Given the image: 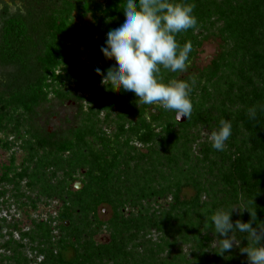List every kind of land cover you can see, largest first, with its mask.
Returning a JSON list of instances; mask_svg holds the SVG:
<instances>
[{
    "label": "trees",
    "instance_id": "16d2710c",
    "mask_svg": "<svg viewBox=\"0 0 264 264\" xmlns=\"http://www.w3.org/2000/svg\"><path fill=\"white\" fill-rule=\"evenodd\" d=\"M37 2L27 16L0 14V151L13 153L2 167L0 198L24 196L20 187L26 181L51 191L52 172L58 186L48 196L59 206L53 230L34 222L32 235L7 225L9 240L0 244L7 261L19 260L24 248H15L19 232L23 240H40V249H31L52 264H137L140 252L128 244L157 229L169 248L158 264L172 256L175 238L193 246L176 264H248L246 255L237 254L242 247L258 246L247 233L234 229L229 235L240 244L222 255L224 237L215 233L218 246L212 248L209 232L214 233L211 216L217 210L238 206L233 224L251 222L264 235V0H173L194 4L198 21L196 28L175 36L180 46L192 45L186 70L161 66L159 74L165 84L176 79L192 85L193 109L185 122L160 105L141 103L132 92L102 86L95 69L106 72L114 60L100 49L124 18V0ZM84 2L97 22L79 34L69 19L84 10ZM212 39L221 42L219 53L198 70V50ZM126 100L133 104L129 109ZM67 104L76 107L73 120L65 121L68 130L50 135L42 122ZM253 107L255 119L248 115ZM111 114L117 124L109 132L100 125ZM222 119L232 125L224 150H214L210 142L193 153L198 123L213 132ZM16 149L24 153L18 165ZM55 168L63 172L61 178ZM76 183L82 184L80 190ZM101 207L110 210L106 221ZM104 232L107 242H97Z\"/></svg>",
    "mask_w": 264,
    "mask_h": 264
},
{
    "label": "clouds",
    "instance_id": "9594fccd",
    "mask_svg": "<svg viewBox=\"0 0 264 264\" xmlns=\"http://www.w3.org/2000/svg\"><path fill=\"white\" fill-rule=\"evenodd\" d=\"M194 4L173 2V0H124V18L119 27L111 29L106 36L101 53L108 60H114L105 71L95 69L101 77L102 86L110 89L132 92L145 105H160L166 111L175 113L182 120L191 115L193 104L190 98L192 85L185 80L161 82L160 69L184 72L187 68L190 42L180 46L175 36L178 33L196 28L197 18L193 15ZM195 84V81H192ZM251 119L256 118L255 107L248 110ZM232 134L228 120H220L218 129L211 132L209 139L214 150L223 151L226 141ZM217 210L211 221L214 233L224 237L220 240L221 253L230 251L235 241L230 233L238 230L247 233V239L258 246L243 247L248 264H264V235L252 226L251 222H232V213Z\"/></svg>",
    "mask_w": 264,
    "mask_h": 264
},
{
    "label": "rangeland",
    "instance_id": "374dc122",
    "mask_svg": "<svg viewBox=\"0 0 264 264\" xmlns=\"http://www.w3.org/2000/svg\"><path fill=\"white\" fill-rule=\"evenodd\" d=\"M220 44L221 42L219 40H213V39L203 43L202 47L198 50V55L196 57V60L194 61V66L198 70L207 67L210 64V62L213 60V58L219 53ZM125 102H126V107H125L126 109H129L130 106L132 107L133 104L130 100L129 101L126 100ZM134 106H135V101H134ZM58 109H59L58 113L60 114V116H58V118L55 121L51 120L50 123L46 121L47 118H45L44 124L46 128L49 130H53L55 126L59 125V122H61L63 119L73 120V116L75 113L74 112L75 109L73 107L67 105L65 107H61ZM112 115L113 114H111V120L109 122L100 125L101 128L104 127L108 128L109 132H112V130L116 128V124H117L115 121L116 119L115 114L113 116ZM180 121L185 122L186 117ZM208 128H209L208 124L203 121H200L198 123L197 129L196 128L193 129V127L191 128L193 129L194 139H195L194 140L195 142L192 146L194 150H196V148L202 143L207 144L211 142V140L209 139V135L211 132L209 131ZM142 151L145 152L144 150ZM162 151L163 150H161V153ZM13 152L16 153L15 157H16L17 165L21 164L23 161L24 153L21 150H17V149L14 150ZM196 152L197 150L193 153L196 154ZM12 154H13L12 152L0 151V166L1 165L8 166ZM161 160L164 162V164L166 163L165 158ZM56 171H58L57 172L58 176L59 178H61L63 172H60V170H56ZM51 173L49 174L50 180H52V185L50 186V190L53 191V193L51 191H48L47 187L43 186V184L41 183L33 184L31 188L30 186L26 185L27 182L26 181L23 182L20 187V191L23 193L22 195L24 196H20V194H18L17 197H13L14 193H8L4 197L0 198V226L2 227L1 235H3L0 237V244L4 245V243H6L9 240V236H8L9 230L7 228V225H11V226L15 225L19 231H23V232H29L31 230L33 231L31 232L32 235L36 234V232L33 230L34 222H36L37 224L43 223L46 225V228L51 227V230L54 229L56 223L54 222L53 219L56 216V208L59 206V203L58 200L55 198L51 200L48 195L49 192H51L52 194L56 193L55 189L58 186V184L57 181L54 179V175H51ZM59 178L57 180H59ZM7 189L11 190V188H7ZM186 194L189 196L191 195L189 191ZM159 202L164 204L165 200L162 199ZM34 206L36 207V209ZM100 215H102L101 216L102 220L104 221L108 220L110 218L109 208L101 207ZM54 235H56V233H54ZM209 236L212 237L211 247L212 248L217 247L218 240L216 234L213 232L211 233L209 232ZM231 236L235 240L233 235ZM14 239L16 240L15 243L17 245V247L15 248L18 249L20 244L24 245V248L21 249L19 248L20 251L19 260L15 261L11 259V261H7L8 253L3 248H0V264H52V261L49 259L50 257H45L44 254L39 252L40 249L39 244L41 243L40 240L38 241L37 238L32 236V239L35 240L36 242L30 241V239L23 240L19 232H16L14 234ZM167 239L168 238L162 232L156 229L153 230L151 233H148L146 235L142 234L139 237L134 238V240H131V242L128 244V247H131V251L140 252V255L137 258H134L137 264H158L157 263L158 260L163 259V257L167 256V250L169 249L168 245L165 244ZM107 240H108V236L106 232L101 234L96 239V241L99 243H106ZM44 243L46 244L47 242L44 240ZM136 244H139L140 247L144 245V247L136 248L135 247ZM238 244H240L239 241L235 245ZM172 246H173L172 251L174 252H171L172 256L170 258L164 259L166 261V264H176L177 262L182 263L180 260L181 257L180 254L182 255L183 252L189 254L192 250V248L190 247H193L190 246V244H186V243L183 244L180 238L177 239L175 238L172 241ZM34 247L35 248L38 247L39 249L32 250L31 248ZM43 249H45V246L41 250ZM152 249H155V251L150 255H147V252L150 253V250ZM161 254L162 256H159ZM237 254L246 255V254H242L240 251H237ZM158 256L159 258L157 259L156 257Z\"/></svg>",
    "mask_w": 264,
    "mask_h": 264
},
{
    "label": "flooded vegetation",
    "instance_id": "af4514ba",
    "mask_svg": "<svg viewBox=\"0 0 264 264\" xmlns=\"http://www.w3.org/2000/svg\"><path fill=\"white\" fill-rule=\"evenodd\" d=\"M37 1L38 0H0V14L6 13V14H9V16L10 15L11 16H13V15L27 16L31 12H35V11H33L34 7H37V8L39 7L37 5V3H38ZM85 6H86V3L84 2L82 5V7H83L82 9H84ZM0 16H2V15H0ZM69 21L75 27L73 32H79V34H82L84 32V30H87V28L92 27L93 23L97 22V20H95L90 14L86 13L85 9L80 11V13H78V14L74 13L71 16V18L69 19ZM73 32L71 31L70 33H73ZM67 105H70V107H73L74 109H76L74 104H67ZM58 111L56 112L57 116L56 115L51 116L52 121H55L58 118V116H60ZM63 120L61 122H59V125L55 126V128L53 130L47 129L50 135H53V134L61 135L62 133H64L65 131L68 130L69 127L67 126V124H65L67 122L64 123V121H66L67 119H65L64 121ZM42 124H44V122H42ZM3 166L4 165L0 166V169H1L0 175L2 174L1 171H2ZM76 184H80V187L76 188ZM76 184H75V188L77 190H80L82 188V184L81 183H76Z\"/></svg>",
    "mask_w": 264,
    "mask_h": 264
},
{
    "label": "water",
    "instance_id": "95a60500",
    "mask_svg": "<svg viewBox=\"0 0 264 264\" xmlns=\"http://www.w3.org/2000/svg\"><path fill=\"white\" fill-rule=\"evenodd\" d=\"M179 122H182V121L179 120ZM79 187H80V184H76V188H79Z\"/></svg>",
    "mask_w": 264,
    "mask_h": 264
}]
</instances>
